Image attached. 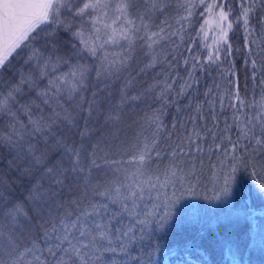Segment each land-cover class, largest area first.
I'll use <instances>...</instances> for the list:
<instances>
[{"label":"snow or ice","instance_id":"6c2138e0","mask_svg":"<svg viewBox=\"0 0 264 264\" xmlns=\"http://www.w3.org/2000/svg\"><path fill=\"white\" fill-rule=\"evenodd\" d=\"M262 161L264 0H0V264H150L206 164L211 202Z\"/></svg>","mask_w":264,"mask_h":264},{"label":"trees","instance_id":"16d2710c","mask_svg":"<svg viewBox=\"0 0 264 264\" xmlns=\"http://www.w3.org/2000/svg\"><path fill=\"white\" fill-rule=\"evenodd\" d=\"M236 65L243 86V61L239 55L236 57ZM150 81L151 75L144 77L137 82L135 89L139 90ZM118 88L119 83L115 82L113 91ZM133 115L130 111L126 120L130 122ZM94 126L107 134L108 129L104 128L102 114L94 122ZM263 171L256 168V176L250 174L252 169L244 172L250 178V184L259 188L257 180H264ZM238 175L242 176V172ZM0 180L13 182L17 195H22L29 183L26 177L10 172L2 163ZM74 190H66L63 195L71 198ZM261 193V197H252L248 207L241 205L240 199L237 198L238 203L223 207L208 219L168 220L162 222V231H156V226L150 225V235L146 234L142 242V247L152 253L150 264H264V248L254 236L249 217L252 212L264 209V191Z\"/></svg>","mask_w":264,"mask_h":264},{"label":"rangeland","instance_id":"374dc122","mask_svg":"<svg viewBox=\"0 0 264 264\" xmlns=\"http://www.w3.org/2000/svg\"><path fill=\"white\" fill-rule=\"evenodd\" d=\"M256 168H260L262 171L264 170L259 164ZM240 172H242V176L238 175ZM197 180L199 181L200 187L195 193L185 192L183 194V199L180 203L173 207L172 216L169 220L208 219L209 216H213L218 211H221L223 207L238 203L237 198L240 199L241 205L243 204L248 207L252 197L263 196L259 188L250 184V178H248L243 170L236 173L230 185L229 194L219 200L211 202L204 199V197L211 198L214 195L213 189L217 188L218 190V185H222V179L214 175L213 171H209L206 164L202 173L194 179L193 183ZM249 217H251V227L254 229V236L262 248H264V209L258 212H252Z\"/></svg>","mask_w":264,"mask_h":264}]
</instances>
